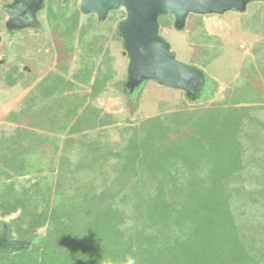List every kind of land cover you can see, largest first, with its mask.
<instances>
[{"label": "trees", "instance_id": "16d2710c", "mask_svg": "<svg viewBox=\"0 0 264 264\" xmlns=\"http://www.w3.org/2000/svg\"><path fill=\"white\" fill-rule=\"evenodd\" d=\"M75 8L79 12L77 5ZM50 25L60 52L57 69L68 73L66 66L74 62L73 51L65 57L57 36L61 24ZM201 35L204 38L198 47L209 64L217 56V44L212 45L215 37L204 27ZM259 63L244 71L250 74H243L249 91L257 96L252 107L244 102L219 105L229 104L227 99L214 103L217 110L210 112L211 120L205 116L204 135H192V125L169 131L154 117L144 121L151 122L150 127L132 121L122 127L118 115L101 116L98 109L82 118L79 114L78 121L83 122L63 133L82 134L83 142L85 130L110 126L122 136L117 143L101 141L99 131L96 143L100 151L88 154L97 161L105 154L113 156L112 172L84 170L83 160L74 162L64 150L59 167L57 162L49 167L52 172L62 169L57 172L58 182L35 176L38 180L27 187L24 183L35 177L23 182L18 179L33 174L27 168L31 161L22 155L25 143L20 142L18 133L7 137L2 149L18 142L22 147L9 152L22 156L17 162L10 153L9 160L5 153L0 154L9 164V169L0 168V218L19 212L11 221L16 234L33 240L29 250L1 254L0 264H264V122L255 113L264 109V74ZM11 76L9 84L14 86L18 78ZM105 79L101 90H92L94 97L105 90L109 77ZM96 84L97 80L93 86ZM218 86L216 77L207 74L198 98L192 101L215 98ZM67 87L74 90L78 84L69 81ZM141 88L129 93L123 82L118 83V93L129 104L133 100L138 105L140 97L136 96L143 93ZM246 107L253 110L246 113ZM229 109L239 114L226 115L225 124L215 118L218 112H232ZM73 112L71 109V118ZM251 120L263 128L248 130L245 142L239 139V132ZM252 148L260 152L256 157L249 154ZM255 158H260L257 169L248 173L246 164ZM79 169L81 172L76 171ZM44 227L47 232L42 235L39 230Z\"/></svg>", "mask_w": 264, "mask_h": 264}, {"label": "rangeland", "instance_id": "374dc122", "mask_svg": "<svg viewBox=\"0 0 264 264\" xmlns=\"http://www.w3.org/2000/svg\"><path fill=\"white\" fill-rule=\"evenodd\" d=\"M13 1L0 0V138L1 135L9 136L18 133L20 142L25 143V152L22 155L31 161L27 168L28 172L33 174L19 177L18 179L22 182L30 177L44 176L47 180L57 183L59 180L57 172L62 169L57 168L56 172H52L49 167L53 166L51 163L54 162H57L55 166L59 167L60 159H64L63 156L61 157L64 150L74 162L75 160L77 162L79 158L83 160L86 166V168L82 167L84 170L115 171L113 156L105 154L104 158L97 161L96 157L89 158L88 154L98 151L96 140L99 137V131L102 134L101 141L117 143L122 137L118 129L108 126V128H98L96 131L85 130V141L82 142V134L63 133L66 128L71 129L74 126L76 128L80 124L82 120L78 121L79 114L82 118L83 114L88 115L93 113L91 111L94 109H98L101 111V116H105L106 113L118 115L121 119L119 125H123L122 127L128 123L126 121H132L133 125H141L145 120L148 121L149 118L154 117L156 121L163 122L165 129L169 131L176 128L181 131L192 125L190 131L195 132L192 135H204L207 133L203 123L205 116L211 120L214 117L210 112L217 110L216 105L213 106L214 103L227 99L229 104L222 102L223 104L219 105L230 107L236 106L235 103L244 102L243 105L252 107L253 104L250 103L256 100L257 96L249 91L243 74H250L251 72L244 71L248 70L253 63L259 62V70L264 74V56L262 55L264 11L261 10L262 8L264 10V2L262 0L251 2L248 5L249 10L245 11L247 14L237 11L212 16L191 14L188 19L189 30H177L173 27V19L170 15L161 17L163 26L160 28V33L171 43L177 57L215 76L219 83L218 93L212 99L192 101L178 89L148 81L141 88L143 93L136 96L138 99L139 95V102L134 99L138 105L137 103L135 105L132 100L134 108L126 97L118 93V83L127 77L128 68V58L123 54L122 41L114 36L116 22L123 16V11L111 12L109 18L100 23L95 15H83L80 11L78 12L75 8L76 1L64 3L63 0H46V7L39 12L41 24L12 34L6 26L9 16L2 7ZM48 13L51 16L49 18H47ZM201 21L208 28L209 34L215 37L212 45L217 44V56L213 61L211 58L209 64L206 63L207 55L205 56V52L198 47V41L202 43L204 38L201 35L202 28H197V24ZM54 22L61 24L62 27L57 36L63 43L61 48L62 52L66 53L65 57L68 58L71 51L74 54V62L66 66L68 73L59 71L56 66L60 52L51 36L53 32L50 30V24ZM255 48L258 50L255 51ZM202 63L208 64L209 67L204 68ZM8 73L12 75L11 78H18L14 86L9 84ZM106 76L109 80L105 90L94 98L91 94L92 90H101L103 88L101 84L106 81ZM71 78L78 83V87L69 93L67 86ZM96 80L97 84L93 86ZM65 91H67L66 94ZM86 95L91 97L87 96L84 103ZM71 101L75 105L72 118ZM79 106L81 109H78ZM246 108V113L249 109L253 110V108ZM229 110L232 112L220 110L222 112H218L215 118L225 124L226 115H233L235 112L239 114L238 111ZM255 113L264 122V109L260 112L255 110ZM8 115L10 119L18 122L9 121ZM150 123L144 122V126L150 127ZM219 126L215 127L216 131ZM259 126L263 128L255 120H251L249 124L245 123L241 131L239 130V139L245 141L248 130L254 132ZM16 128L18 132H15ZM31 131L34 134L30 133ZM28 132L30 134H27ZM5 142L6 140L2 144L6 145ZM2 144L0 154L5 153L8 160L10 150H18L22 147V144L17 142L11 143V148L4 150ZM109 146L112 145L109 144ZM258 153L260 152L254 148L249 151V154H253L254 157ZM10 154L16 157L17 162L22 156ZM2 155L0 168L9 169V164L5 163L8 160ZM245 156L246 161L251 159L248 152ZM255 159L248 162L250 164H246V171H250L248 173L256 171L260 158ZM62 161L65 163V160ZM97 162L100 163L98 167L95 166ZM76 171L81 172L80 169ZM37 180L36 177L31 178L24 185L28 187ZM248 185H250L249 182ZM18 214L19 212L10 215L8 222L11 225V221ZM5 217H1L0 220ZM1 228L0 223V230ZM39 232L44 235L47 228H41Z\"/></svg>", "mask_w": 264, "mask_h": 264}, {"label": "water", "instance_id": "95a60500", "mask_svg": "<svg viewBox=\"0 0 264 264\" xmlns=\"http://www.w3.org/2000/svg\"><path fill=\"white\" fill-rule=\"evenodd\" d=\"M77 2L83 15H95L105 22L113 11H123L116 22V34L122 40L123 54L128 58L126 92H134L147 81L178 89L191 100H196L206 83L207 73L194 64L180 60L171 43L160 33L161 17L172 16L173 27L185 30L191 14H225L245 12L255 0H63ZM46 0H14L4 6L9 16L7 27L20 31L40 24L39 12ZM3 62V60L1 61ZM3 219L0 230V255L29 250L32 238L19 237L14 227Z\"/></svg>", "mask_w": 264, "mask_h": 264}, {"label": "crops", "instance_id": "0c3cea01", "mask_svg": "<svg viewBox=\"0 0 264 264\" xmlns=\"http://www.w3.org/2000/svg\"><path fill=\"white\" fill-rule=\"evenodd\" d=\"M248 10H249V9H247V11H248ZM261 10L264 11L263 8H262ZM245 14H247V12H245ZM212 15H214V14H210V15H208V16H212ZM203 16H207V15H203ZM200 24H202V21L200 22ZM198 27H199V28L204 27V29H206V30L208 29V28L205 27L204 24H202V25H200V26L198 25ZM261 44H262V43H261ZM262 46H264V43H263ZM256 50H258V49L255 48V51H256ZM262 55L264 56V52H262ZM258 59H259V58H258ZM72 79H73V78H71L70 80L72 81ZM72 82H73V81H72ZM76 83H77V82H76ZM77 84H78V83H77ZM74 90H75V89H74ZM74 90H73V91H74ZM71 91H72V90H68L69 93H70ZM66 92H67V91H65L64 93L66 94ZM91 94H92V92H91ZM87 96H90V95H86V96H85L84 103H85V100H86ZM90 97H91V96H90ZM95 97H96V96H95ZM95 97H94V98H95ZM72 103H73V102L71 101V104H72ZM72 106H73V104H72ZM73 109H74V106H73ZM78 109H81V107L79 106ZM78 109H77V110H78ZM7 118H8L9 121L16 122V123L18 122V121L15 120V119H10L9 115H8ZM16 129H17V128H16ZM16 129H14V130H16ZM11 134H12V133H11ZM11 136H12V135H9V136H7V135H5V136L1 135V138H0V146H1L2 142H3L4 140H6L7 137H11Z\"/></svg>", "mask_w": 264, "mask_h": 264}, {"label": "clouds", "instance_id": "9594fccd", "mask_svg": "<svg viewBox=\"0 0 264 264\" xmlns=\"http://www.w3.org/2000/svg\"><path fill=\"white\" fill-rule=\"evenodd\" d=\"M9 4V3H8ZM5 6V5H4ZM247 11V10H246ZM124 13V12H123ZM207 15H210V14H207ZM217 15H219V14H217ZM7 26V25H6ZM163 25H162V23H161V27H162ZM187 30H188V27L186 28ZM185 29V30H186ZM10 31V30H9ZM12 33V32H11ZM119 38V37H118ZM120 39V38H119ZM121 40V39H120ZM123 47V46H122ZM125 56V55H124ZM127 62L129 63V60H127ZM127 63V64H128ZM126 80H127V77H125V79L123 80V81H121V82H123V85H125V83H126ZM141 88V87H140ZM137 90H139V89H137ZM137 90H135V91H137ZM134 91V92H135Z\"/></svg>", "mask_w": 264, "mask_h": 264}, {"label": "flooded vegetation", "instance_id": "af4514ba", "mask_svg": "<svg viewBox=\"0 0 264 264\" xmlns=\"http://www.w3.org/2000/svg\"><path fill=\"white\" fill-rule=\"evenodd\" d=\"M76 5H77V2H76ZM123 16H124V15H123ZM123 16H122V17H123ZM7 21H8V20H7ZM40 24H41V20H40ZM40 24H39V25H40ZM6 25H7V22H6ZM7 29H8V27H7ZM8 31H9V29H8ZM9 32H10V31H9ZM11 32H12V34L15 33L14 31H11ZM115 33H116V29H115ZM116 37L118 38V36H116ZM121 41H122V40H121ZM121 43H122V42H121ZM2 228H3V225H2ZM2 228H1V229H2Z\"/></svg>", "mask_w": 264, "mask_h": 264}]
</instances>
